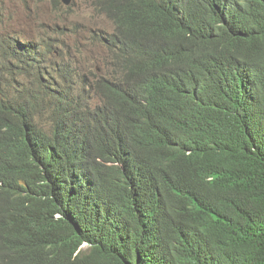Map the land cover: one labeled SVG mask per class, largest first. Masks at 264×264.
I'll list each match as a JSON object with an SVG mask.
<instances>
[{
  "label": "trees",
  "instance_id": "obj_1",
  "mask_svg": "<svg viewBox=\"0 0 264 264\" xmlns=\"http://www.w3.org/2000/svg\"><path fill=\"white\" fill-rule=\"evenodd\" d=\"M88 2L107 75L0 55V264H264V0Z\"/></svg>",
  "mask_w": 264,
  "mask_h": 264
},
{
  "label": "rangeland",
  "instance_id": "obj_2",
  "mask_svg": "<svg viewBox=\"0 0 264 264\" xmlns=\"http://www.w3.org/2000/svg\"><path fill=\"white\" fill-rule=\"evenodd\" d=\"M6 1L17 7L21 21L29 20L34 39L42 38L51 45L53 54H50V59L59 65V76L68 60L76 63L82 75L90 77L107 75L113 70L110 54L99 41L101 35L113 31V23L94 11L88 0H72L70 11L62 0L59 9L53 0Z\"/></svg>",
  "mask_w": 264,
  "mask_h": 264
},
{
  "label": "clouds",
  "instance_id": "obj_3",
  "mask_svg": "<svg viewBox=\"0 0 264 264\" xmlns=\"http://www.w3.org/2000/svg\"><path fill=\"white\" fill-rule=\"evenodd\" d=\"M29 26V20L19 19L17 7L0 0V55L17 51L31 43L40 45L42 38L34 39Z\"/></svg>",
  "mask_w": 264,
  "mask_h": 264
},
{
  "label": "water",
  "instance_id": "obj_4",
  "mask_svg": "<svg viewBox=\"0 0 264 264\" xmlns=\"http://www.w3.org/2000/svg\"><path fill=\"white\" fill-rule=\"evenodd\" d=\"M67 6L71 4L72 0H62Z\"/></svg>",
  "mask_w": 264,
  "mask_h": 264
},
{
  "label": "bare ground",
  "instance_id": "obj_5",
  "mask_svg": "<svg viewBox=\"0 0 264 264\" xmlns=\"http://www.w3.org/2000/svg\"><path fill=\"white\" fill-rule=\"evenodd\" d=\"M143 125V124H142ZM141 135V134H140ZM150 144V143H149ZM150 149V148H149ZM155 151V150H154Z\"/></svg>",
  "mask_w": 264,
  "mask_h": 264
}]
</instances>
